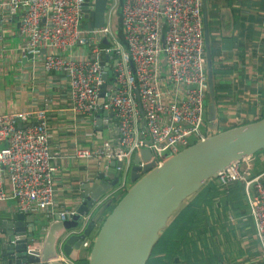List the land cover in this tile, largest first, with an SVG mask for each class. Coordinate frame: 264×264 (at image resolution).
I'll return each mask as SVG.
<instances>
[{
  "label": "built area",
  "instance_id": "1",
  "mask_svg": "<svg viewBox=\"0 0 264 264\" xmlns=\"http://www.w3.org/2000/svg\"><path fill=\"white\" fill-rule=\"evenodd\" d=\"M96 1L0 0V27H18L22 58L36 62L42 56L45 71L65 75L76 114L91 117L96 128L101 118V125L117 133V146L103 139L95 149H77L76 156L122 161L121 167H115L122 172L119 192L128 185L136 153L149 149L150 161L159 166L192 145L190 137L194 143L207 137L203 0H108L105 24L83 27L85 6L91 11ZM117 9L125 43L113 28ZM107 66L113 68L111 84ZM100 109L113 117L102 116ZM47 112L42 107L0 114V201H16L27 215L58 214L65 221L76 209L54 211L55 169ZM249 157L222 170L217 178L224 189L236 182L244 184L264 257V185L249 167L241 168ZM91 245V240L84 243L86 249ZM59 261L75 264L66 256Z\"/></svg>",
  "mask_w": 264,
  "mask_h": 264
},
{
  "label": "crops",
  "instance_id": "2",
  "mask_svg": "<svg viewBox=\"0 0 264 264\" xmlns=\"http://www.w3.org/2000/svg\"><path fill=\"white\" fill-rule=\"evenodd\" d=\"M207 7L214 92H210L209 86L204 115L207 127L203 129L210 136L264 118V0H207ZM21 42L17 26L0 27V114L48 108L51 164L55 169L54 211L77 209L84 201L85 188L93 186L100 173L106 172L107 179L109 175L114 178L116 173L105 159L77 157V149H95L103 139L117 146L118 135L104 129L100 137L91 117L76 114L71 108L65 75L45 71L42 56L36 62L22 58L18 50ZM205 55L207 60L206 46ZM206 69L209 73L208 66ZM212 104L215 116L210 119ZM246 167L264 184V150L242 161L241 168ZM215 180L221 193L215 194L214 202L207 205L204 221L186 231L188 244L178 245L176 264H264L244 196L238 203L236 189L227 194L219 179ZM127 182L130 187V180ZM124 192L125 189L107 199L111 206L104 217ZM227 201H231V207L225 205ZM10 211H19L16 201H0V217ZM56 215L48 218L40 212L35 221H26V227L32 230L28 235L43 236ZM100 226H96L89 240L94 239ZM187 248L189 254L185 255ZM60 256L65 255L59 254L57 260ZM79 257V262L85 263L88 251Z\"/></svg>",
  "mask_w": 264,
  "mask_h": 264
},
{
  "label": "water",
  "instance_id": "3",
  "mask_svg": "<svg viewBox=\"0 0 264 264\" xmlns=\"http://www.w3.org/2000/svg\"><path fill=\"white\" fill-rule=\"evenodd\" d=\"M108 3V0H97L91 11L86 5L84 17H92L95 27L103 26ZM203 18L209 86L213 94L207 0H203ZM120 36L124 39L122 29ZM106 70L108 73V66ZM104 78L107 79V74ZM105 90L103 85L101 104L105 102ZM99 113L102 116L109 114L103 109ZM109 115L113 117V113ZM214 116L212 104L210 119ZM98 123L102 137L103 128L107 126L101 125V118ZM18 126L24 125L19 121ZM261 150H264V118L207 136L170 156L159 166L150 161L151 151L145 148L134 155L128 177L131 186L106 217L104 213L111 206V201H106L118 193L120 170H116L114 178L109 175L108 179L106 172L100 173L93 186L85 188L84 201L76 213L65 221L57 214L43 236L28 235L32 230L26 227V221H35V215L10 211L0 217V264H66L57 260L61 253L76 263L86 250L89 252L88 264H147L163 230L187 201L209 180L217 178L222 170ZM110 165L121 167L123 162L113 160ZM85 216L89 218L86 220ZM99 224L91 248L86 249L84 243ZM41 241L42 249L39 247Z\"/></svg>",
  "mask_w": 264,
  "mask_h": 264
},
{
  "label": "trees",
  "instance_id": "4",
  "mask_svg": "<svg viewBox=\"0 0 264 264\" xmlns=\"http://www.w3.org/2000/svg\"><path fill=\"white\" fill-rule=\"evenodd\" d=\"M119 15L120 11L118 12V24H116V26H119V30L117 29V32L119 35H121V15ZM87 23L88 25L94 26V19L90 17ZM121 41L125 43L123 38H121ZM109 81L110 84L113 81V78H110V74ZM235 189L236 193L234 196L239 198L237 202L240 203V199L242 196H244L245 203L248 207L245 187L242 182H236L228 189L224 190L228 194L231 191L233 192ZM126 192L127 191H125L124 194ZM217 193L221 192H219L217 182L215 178H213L204 185L203 189L196 196L192 197V199H189L190 201L186 203L182 211L176 217L172 218L168 227L163 230L159 241L153 248L152 254L147 264H176L179 262L177 257L178 245H180L181 242H186L188 244L184 237L186 231L192 227L199 226V224L204 221V212H206L207 205H211L214 202V195ZM225 205L231 207V201H227ZM184 254H189V248L185 249Z\"/></svg>",
  "mask_w": 264,
  "mask_h": 264
},
{
  "label": "rangeland",
  "instance_id": "5",
  "mask_svg": "<svg viewBox=\"0 0 264 264\" xmlns=\"http://www.w3.org/2000/svg\"><path fill=\"white\" fill-rule=\"evenodd\" d=\"M118 12H119V11H118V9H117V10L115 11V13H114V19H113V28H114L115 31H117V30H116V27H117V29L119 30V26H118V25L116 26V20H117V14H118ZM87 21H89V19L85 18L84 21H83V23H84V24H83V27H91V25H88ZM109 74H110V78L112 79V78H113V68H111ZM203 127H204V128L207 127L206 123L203 124ZM189 142H190V144H193V143L195 142L194 139H193V137H190V138H189ZM160 158L163 159L164 156L161 155ZM164 160H166V159H164ZM128 189H129V187H128V185H127V186L125 187V191H127ZM254 226H255V225H254ZM76 263H77V264H81L79 261H77ZM83 264H87V261H86L85 263H83Z\"/></svg>",
  "mask_w": 264,
  "mask_h": 264
},
{
  "label": "clouds",
  "instance_id": "6",
  "mask_svg": "<svg viewBox=\"0 0 264 264\" xmlns=\"http://www.w3.org/2000/svg\"><path fill=\"white\" fill-rule=\"evenodd\" d=\"M122 197H123V196H122ZM122 197H121V198H122Z\"/></svg>",
  "mask_w": 264,
  "mask_h": 264
}]
</instances>
